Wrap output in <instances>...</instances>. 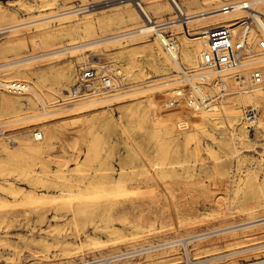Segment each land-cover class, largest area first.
I'll return each mask as SVG.
<instances>
[{
	"label": "bare ground",
	"instance_id": "obj_1",
	"mask_svg": "<svg viewBox=\"0 0 264 264\" xmlns=\"http://www.w3.org/2000/svg\"><path fill=\"white\" fill-rule=\"evenodd\" d=\"M240 3L248 4L250 9L240 8ZM20 4L24 5L23 2ZM230 4L238 6L233 11H223ZM123 5L125 6L124 9L117 10L112 16L98 19L95 21V25L91 11L81 16V20H77L76 6L58 13L20 19L14 13H8L7 7L0 5V34H9V39L0 46V54L3 58L0 62V134H5L7 127L20 120L35 121L29 126L32 140L17 141L15 151L10 150L8 145L4 149L7 152L19 153L30 159L34 165H41L43 175L36 176L34 182L35 185H39L41 190L52 187L61 192V194L52 197L39 195L36 192L31 195L27 194V201L24 204L35 209H39L46 202L67 205L73 218L77 216H91L92 218L99 216L101 221H104L100 225L93 224V229L94 232L102 233L106 237L86 235L85 240H81V244L77 245V248L88 245L95 247L114 246L113 249H110V253L106 256H98L91 261L82 260L75 263L72 260V253L66 250L63 252V259H67V263L62 264H118V262L182 264L180 256L172 259L165 257L171 252V248L178 245L183 246L184 255L187 259L185 263L187 264H238L242 258L247 259L246 264H264V258H259V255L264 253V199L256 197L252 183L253 177H251L255 174L250 171L245 178H241L242 181L237 185V191L242 190L243 192L242 200L246 202L244 209L248 214L247 218L233 222L222 210H219L215 214L200 218L198 223H195V225H201L204 221L212 219V221L219 223L218 226L192 231L186 235L176 234L174 237L157 241L156 236L152 237L156 233H152V236L151 234H139L140 228H142L140 224L142 217L145 215L156 217L158 214L156 213V188L151 186L140 191L139 184L143 180H134L122 168L118 172V176H114L111 172L88 173L84 167H86L90 157V150L82 149L73 151L71 154L63 149L62 154L55 158L58 169L53 175L54 181L52 182L47 177L50 176L48 173L51 171L44 154L53 148L54 140L60 138V132L65 131L60 130L62 124L53 129L41 126L40 120L46 117L56 116L63 120L65 117L79 118V120L82 119V126L89 124L94 126L92 121L98 120L104 125L108 123V120L105 119V113L101 109L111 106L113 101L122 100L142 89L155 88L156 86L158 88L167 87L182 81L187 82L188 91L180 90V95L188 99L191 96L195 97L196 103L192 105L193 113L202 109L203 115H207L212 110H218V104H212L213 101L206 98L205 84H212L217 95L225 94L221 108H223L231 126L235 124L237 119L238 110L235 107L237 105L240 106L249 101L254 106L264 110V85H253L251 80L253 71H264V51L258 48L257 40L259 36L264 38V0H146V5L142 6L145 12L143 15L149 19L153 18L154 14L157 16L174 14V8H179L184 15L179 21L173 20L177 17L172 16L169 18L170 21L166 23L156 21V25L155 23H144L143 15L132 6L130 0L125 1ZM246 14L256 22L254 27L256 30L252 33L253 38L250 41L251 47L241 54L239 61L227 68L202 67L200 62L203 53L210 51L207 38L209 29L211 27L229 26L237 18H242ZM53 20L59 21L58 26L51 25ZM164 20H168V18ZM168 23L169 26H164ZM111 24H116L117 27H128L129 25L132 27L117 32H108L110 29L107 30V28ZM32 26L37 28L36 34L28 37L20 36L22 31ZM173 27L180 28L182 33L179 43L173 38L176 44L174 48L171 47L169 39L161 32L163 28ZM99 32L102 33L100 36L98 35ZM152 35L155 37L152 38ZM57 37L69 38L71 43L55 47L52 42ZM78 38H85V40L77 41ZM127 41L132 43L124 44ZM27 43L31 45L30 48L33 53L22 55L21 49L26 48ZM97 46H104L109 50L114 49L118 53L129 52L132 67L136 65L134 55L139 50L148 51L152 57L155 52L159 53L160 57H156V60L160 61L163 66L175 68L179 77L174 79L165 77L162 78L163 80L138 89L123 88L122 85L120 88L116 86L111 91L100 93L101 91L97 92L100 89L94 88V91L85 93L77 100H72L71 96L68 95L63 98L62 102L59 98L66 96L64 91L71 81L72 67L70 64L67 66L50 64L47 69H36L35 63L42 60H54L63 54L75 53ZM39 48L42 50L37 52ZM8 52L13 53L12 59H6ZM131 66L126 68L125 72H122L118 67L114 68L115 70L112 68L111 71H116L121 83L129 76ZM166 70L162 69V71ZM217 77L220 79L218 80ZM242 78L244 79L241 80ZM236 79L240 80L237 81ZM14 81L26 82L28 89L21 94L10 92L7 88ZM36 104L41 106L37 113L28 117L12 119L14 114L19 112L24 105L34 106ZM86 112H90V114H85ZM101 118L102 120H100ZM258 123L261 124L262 120L259 119ZM37 126L43 132H33V127ZM39 133L42 134V139L37 138ZM82 139H84L83 135ZM78 142L79 138L73 136L69 144L74 147ZM83 156L84 159L81 160ZM70 162H75L73 169L69 167ZM143 168L144 180L152 183H156V181L175 171L173 164L165 163L163 157L161 162H151ZM72 171L79 174L78 179L74 182L68 177L73 173ZM250 177L251 179H249ZM241 184L244 186L241 187ZM72 187L77 188V193H72ZM0 188L2 190L7 189L11 194L20 193V190L12 183L4 185L0 183ZM65 191L68 193L67 195L63 194ZM196 196L203 197L208 202L213 201L218 207L222 206L224 200L222 196L218 198L216 196L212 199L207 188L197 190V194L193 195V198ZM19 205L24 206L22 202L11 204L1 201L0 209H12L19 207ZM185 206L186 209H193L192 207L187 208L186 202ZM165 211L170 217L173 214L169 206L166 207ZM132 215L137 218L132 219ZM114 221L118 222L122 228L116 227ZM182 221L177 216L176 223L180 224ZM154 223L151 221L148 224V231L154 232L153 230L156 229ZM193 227L195 226L190 228ZM125 230H129V233L126 234ZM190 243H195L191 250L188 246ZM118 244L131 246L115 247ZM201 244H206L209 248L203 251ZM221 244H224V247H221ZM43 245L46 248L50 247V243L47 242H44ZM223 248L226 249L222 250ZM46 262L49 263L52 260H48L46 257V260H41L39 264Z\"/></svg>",
	"mask_w": 264,
	"mask_h": 264
},
{
	"label": "rangeland",
	"instance_id": "obj_2",
	"mask_svg": "<svg viewBox=\"0 0 264 264\" xmlns=\"http://www.w3.org/2000/svg\"><path fill=\"white\" fill-rule=\"evenodd\" d=\"M22 2L24 5L20 4ZM86 2L95 3V9L90 10L94 25L98 19L112 16L117 10L125 7L120 0H0V5L7 7L8 13L12 12L20 19H27L41 14L62 12ZM132 6L135 7L133 4ZM184 8L186 7L184 6ZM85 14L77 15L76 19L81 20L80 17ZM172 16H175V12L162 16L154 14L153 18L162 22ZM58 22L53 20L51 25L58 26ZM131 27L130 25L117 27L116 24H111L107 30L110 29L108 32H117ZM178 27L170 28V34L177 43L181 41L182 35ZM37 32V28L32 26L22 31L20 36L28 37ZM101 34L99 32L98 35ZM8 39V33L0 34V46ZM80 40H85V38L77 39V41ZM52 43L53 46L58 47L65 43H71V41L69 38L57 37ZM128 43L132 42L127 41L124 44ZM30 46L27 43V47L21 49L22 55L33 53ZM41 50L39 48L37 52ZM13 57L12 52L6 54L7 60ZM156 57H160L159 53L155 52L152 57L148 51L139 50L134 55L136 65L132 67L129 52L118 53L114 49L109 50L104 46H97L75 53L63 54L54 60L38 61L35 63V68L47 69L50 64H60L59 66L70 64L72 67L71 81L64 91L66 96L59 98L63 102V98L71 96L70 90L75 83L76 76L86 67L108 69L113 76L114 87L120 88L123 85V88L128 89L142 88L165 77L167 79L179 77L175 68L163 66L160 61L156 60ZM2 60L0 54V62ZM130 66L129 76L120 83L116 71H111L112 68L118 67L122 72H125L126 68ZM162 69L167 70L162 71ZM164 73L166 75H163ZM217 79L219 80L220 77ZM219 82L221 83V80ZM205 85L206 98L213 101L212 104H218V110H212L207 115H203L202 109L197 110L196 113L192 112V105L196 103V100L191 95L189 99L180 95V90L188 91L187 82L182 81L167 87L158 88L156 86L155 88L142 89L122 100L113 101L111 106L101 109L105 113V119L108 120V123L104 125L98 120H93L94 126H90V124L82 126V119L70 117H65L63 120L60 117L50 116L40 120L43 127L53 129L62 124L60 130L65 131L60 132V138L54 140L53 148L44 154L51 171L48 173L50 176L47 177L52 182L54 181L53 175L58 169L55 158L62 154L63 149L68 154L82 149L90 150V157L84 167L88 173L111 172L114 176H118V172L122 168L134 180H143L139 184L140 191L151 186L155 187L156 213L158 214L156 217L147 215L142 217L140 222L142 228H140L139 234H151L152 236V233H156L152 236H156V241L174 237L176 234L186 235L192 231L218 226L219 223L212 219L200 222L201 225H195V223H198L200 218L215 214L219 210H222L233 222L247 218L248 214L244 209L246 202L242 200L243 192L242 190L237 191V185L249 171L254 173L255 175L251 177H253L255 195L259 199H264V110L249 101L243 105H237L235 106L238 110L237 119L231 126L227 121L228 117L221 108L225 94L217 95L212 84ZM99 91H101L100 93L107 92H102L101 89L97 90V92ZM251 107L257 109L256 114H253L256 117L253 119L252 115L246 114V110ZM40 109L39 104L24 105L12 119L31 116ZM85 114H90V112ZM259 119L262 120L261 124L258 123ZM34 122L30 119L20 120L7 127L5 134H0V183L3 185L12 183L20 190L18 194H11L7 189L0 188V202L6 201L11 204L22 202L24 205L12 209H0V264H39L41 260H46V257L52 262L45 264L67 263V259H63V252L66 250L72 253V260L75 263L82 260L91 261L98 256H106L114 246L88 245L77 248V245L81 244V240H85L86 235L106 237L102 233L94 232L93 224L104 223L99 216L73 218L67 205H56L52 202H46L39 209L24 204L27 201V194L31 195L36 192L48 197L61 194L59 189L54 190L51 187L41 190L39 185L34 184L35 177L43 175L40 164L34 165L30 159L19 153L7 152L4 149L8 145L10 150L15 151L17 141L32 140L29 126ZM32 130L33 132H43L38 126L33 127ZM82 135L84 139H82ZM73 136L79 138L78 144L74 147L69 144ZM162 157L165 163L173 164L175 171L156 183L145 181L143 167L151 162H161ZM83 159L84 156L81 160ZM74 166L75 162L69 163L70 169H73ZM72 172L68 177L74 182L78 179L79 174ZM242 186L244 185L241 184ZM200 188L209 189L212 199L222 196L224 198L223 207L216 206L213 201H205L203 197L193 198ZM72 190V193H77L76 187H72ZM63 194L67 195L68 193L65 191ZM185 202L187 208L192 207L193 209H186ZM167 206L173 213L171 217L165 211ZM177 216L183 220L180 224L176 223ZM132 217V219L137 218L134 215ZM151 221L155 222L154 232L148 231V224ZM113 223L116 227L122 228L118 222L114 221ZM171 223H173L172 226ZM193 225L195 227L190 228ZM187 228L190 229L187 230ZM124 232L127 234L129 230ZM44 242L50 243V247H44ZM194 244H188L190 250ZM125 246L131 245L118 244L115 247L124 248ZM221 247H224V244H221ZM207 248H209L208 245L201 244L203 251ZM171 249V252L165 257L172 259L180 256L182 264H187L183 246L178 245ZM224 249L226 248L222 250ZM260 257L264 258V253L260 254ZM247 262V259L242 258L238 264ZM118 264L139 263L118 262Z\"/></svg>",
	"mask_w": 264,
	"mask_h": 264
},
{
	"label": "built area",
	"instance_id": "obj_3",
	"mask_svg": "<svg viewBox=\"0 0 264 264\" xmlns=\"http://www.w3.org/2000/svg\"><path fill=\"white\" fill-rule=\"evenodd\" d=\"M121 3H124L127 0H120ZM130 2L135 6V8L143 15L145 12L142 6L146 5V0H130ZM238 6L235 4H230L226 6L223 11H233V9ZM240 8L242 9H250L248 4L240 3ZM95 3L86 2L77 4L75 9H77L78 15L89 12L92 9H95ZM175 16L178 20L183 18V13L179 8L175 9ZM144 23L152 24L155 23L156 19H149L147 16L143 15ZM264 18V15H263ZM170 21L164 20L161 23H166ZM177 21V22H178ZM179 23V22H178ZM255 21L253 18L249 17V15H245L242 18H237L235 22H233L229 26L222 27H211L209 29V34L207 36L210 45V51L204 52L202 56V60L200 62L202 67L205 68H227L233 65L235 62L240 60L241 54L248 50L251 45L250 41L253 36L252 33L256 30ZM170 24H164V26H169ZM163 26V25H162ZM161 32L169 39L170 45L172 48L176 46L175 41L170 34V28H163ZM258 40V48L264 51V38L259 36ZM251 80L253 85L262 86L264 85V71L255 70L251 74ZM94 88L101 89L102 91H111L114 89V81L113 76L106 68H94V67H86L81 70V72L76 76L75 83L71 89V98L72 100H77L85 93L94 91ZM10 92L13 93H24L28 89V84L26 82H11L7 88ZM256 107H251L246 110V114L249 116H253L256 114ZM256 117L255 115L252 119ZM38 139H42V134L39 133L37 136Z\"/></svg>",
	"mask_w": 264,
	"mask_h": 264
}]
</instances>
